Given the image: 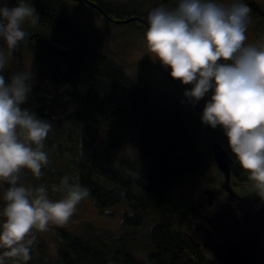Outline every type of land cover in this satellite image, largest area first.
<instances>
[{
    "label": "trees",
    "instance_id": "1",
    "mask_svg": "<svg viewBox=\"0 0 264 264\" xmlns=\"http://www.w3.org/2000/svg\"><path fill=\"white\" fill-rule=\"evenodd\" d=\"M26 1L39 16L35 24L65 42L55 43L38 31L28 36L24 44L38 71L70 107L62 119L83 124L74 162L77 182L89 189L101 214L109 215L106 211L118 205H126L131 212L123 214L122 229L117 233L91 224L85 225L78 235L56 227L54 234L60 245L50 264H212L175 220L178 213L188 214L182 183L197 177L212 184L217 174L199 126L177 103L158 101L144 86L130 80L122 66L86 37L72 8L84 7L108 22L131 25L138 32L147 30L148 12L103 0ZM152 1L169 8L176 4V0ZM5 2L9 7L16 5V0H0V5ZM244 3L251 8L257 32L264 36V9L254 2ZM126 20L130 22L120 23ZM17 72H23L22 67L3 70V75L7 81ZM55 101L56 97L40 92L33 78L29 99L21 107L39 119L52 121L51 105ZM89 130L104 132L105 143L113 132L136 138V158L123 156L118 164H111L102 144L94 136L84 134ZM140 161H148L146 170H139ZM119 164H126L129 171L139 176L122 170ZM232 179L236 190L251 187L247 174L236 162ZM3 193L0 190V202ZM43 249V243L38 242L36 253L43 255ZM135 251L145 253V261L138 259Z\"/></svg>",
    "mask_w": 264,
    "mask_h": 264
},
{
    "label": "clouds",
    "instance_id": "2",
    "mask_svg": "<svg viewBox=\"0 0 264 264\" xmlns=\"http://www.w3.org/2000/svg\"><path fill=\"white\" fill-rule=\"evenodd\" d=\"M251 8L242 0H176L147 16L144 41L148 52L182 86L185 101L196 105L209 99L201 123L221 128L227 147L247 174L253 193L264 201V42L245 44ZM25 22L38 23L36 9L26 0L14 7L0 5V182L6 186L0 224V264L32 259L36 232L66 224L90 194L87 187L65 175L53 191L63 198L51 200L44 185L25 186L27 172L39 179L49 164L44 141L51 122L22 108L33 87L30 72H17L6 81L3 70L20 42L29 34Z\"/></svg>",
    "mask_w": 264,
    "mask_h": 264
},
{
    "label": "rangeland",
    "instance_id": "3",
    "mask_svg": "<svg viewBox=\"0 0 264 264\" xmlns=\"http://www.w3.org/2000/svg\"><path fill=\"white\" fill-rule=\"evenodd\" d=\"M105 3H123L130 9H138L141 12H150L154 8L160 6L152 0H103ZM254 2L264 9V0H242V2ZM29 3L28 1H26ZM218 3L230 4L233 0H217ZM74 6V5H73ZM72 6V7H73ZM75 8V9H74ZM72 8V13L75 20L83 28L84 33L104 54L108 56L115 64L122 66L125 75L137 84L144 86L147 93L154 99L166 104L177 103L178 107L187 115L192 123L200 128L202 138L208 142L207 134L215 136L216 133L221 135V128L211 129L201 123V113L204 104L210 97L206 95L196 105H192L185 101L184 92L190 86H182L179 81H174L169 76V70L163 68L155 57L148 52L144 41V33L136 31L131 25H115L105 19L90 13L86 8ZM23 29L30 35L41 31L46 34L52 41L60 45H64L61 39L45 28H41L36 24L25 22ZM247 39L245 44H258L264 42V36L256 30V22L250 16L246 30ZM3 41L0 40V48H4ZM22 67L23 72H30L35 79L38 89L41 93L56 97V101L51 105L53 115L52 131L49 132L44 141V151L47 152L49 164L42 169L43 175L39 178H33L30 173L25 172L22 175L21 182L25 186L38 187L44 185L48 190L49 198L53 201L63 198V193L53 191L54 187H58L63 176L68 175L75 178L77 182L76 172L74 170V162L78 156V147L80 136L84 131L82 123L65 121L62 118L66 115L70 107H67L63 97L58 95L56 89L51 86L50 82L37 69L34 59L24 44L20 42L17 49L8 59L4 70H16ZM85 135H92L98 142L102 144L105 158L111 161L113 165L118 164V159L123 156H128L131 159L136 158L137 139L130 135H122L111 133L107 136L109 142L105 143V133L89 130ZM224 144L227 146V141L224 137ZM73 151V152H72ZM72 152V153H71ZM74 155V156H73ZM119 167L126 172L132 173L135 177L139 174L129 171L126 164H119ZM148 161H140L138 168L140 171L146 170ZM220 175L214 176L213 181L217 183ZM206 181L201 178H189L182 183V191L187 202L196 199L199 191L207 186ZM0 190L5 191V186L0 182ZM251 187H245L237 190L238 194L243 195L251 192ZM88 198V197H87ZM5 206L4 200L0 202V213ZM106 212L109 215L101 214L93 204L92 199L86 198L77 206L76 212L70 220L62 225H50L46 232H36V241L31 248L32 259L27 264H50L55 261L56 251L59 247V242L55 237L54 229L63 227L73 234H81L84 226L91 224L97 228L107 229L114 233L121 232L123 214L130 210L126 205H118ZM3 223V217L0 215V224ZM144 228L141 231L144 232ZM44 245L43 255L36 253L38 242ZM3 251V250H0ZM133 254L140 260L145 261L146 254L138 251ZM42 257V258H41ZM46 260V261H45ZM47 262V263H46ZM146 264H148L145 261ZM8 264H20L18 261H9Z\"/></svg>",
    "mask_w": 264,
    "mask_h": 264
},
{
    "label": "water",
    "instance_id": "4",
    "mask_svg": "<svg viewBox=\"0 0 264 264\" xmlns=\"http://www.w3.org/2000/svg\"><path fill=\"white\" fill-rule=\"evenodd\" d=\"M207 138V151L221 178L187 202L188 214L178 213L176 223L212 264H264V201L253 191L240 195L234 188L235 159L224 144V135L207 134Z\"/></svg>",
    "mask_w": 264,
    "mask_h": 264
},
{
    "label": "bare ground",
    "instance_id": "5",
    "mask_svg": "<svg viewBox=\"0 0 264 264\" xmlns=\"http://www.w3.org/2000/svg\"><path fill=\"white\" fill-rule=\"evenodd\" d=\"M72 152H73V151H72ZM72 152H71V153H72ZM73 156H74V155H73ZM87 199H92V198H90V195H89V197H88V198H86V200H87ZM93 201H94V200H93ZM95 206H96V205H95Z\"/></svg>",
    "mask_w": 264,
    "mask_h": 264
}]
</instances>
